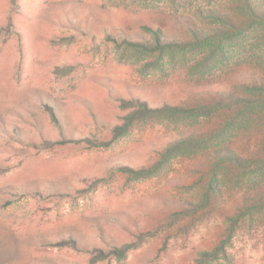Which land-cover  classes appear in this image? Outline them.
I'll use <instances>...</instances> for the list:
<instances>
[{
  "label": "rangeland",
  "instance_id": "374dc122",
  "mask_svg": "<svg viewBox=\"0 0 264 264\" xmlns=\"http://www.w3.org/2000/svg\"><path fill=\"white\" fill-rule=\"evenodd\" d=\"M14 1L0 0V264H197L224 233L219 218L173 215L201 193L197 162L143 171L173 127L111 129L123 100L194 106L224 87L200 66L206 33L225 30L210 11L235 1ZM157 34L177 44L161 59L140 46ZM231 254L264 264V232H237Z\"/></svg>",
  "mask_w": 264,
  "mask_h": 264
},
{
  "label": "trees",
  "instance_id": "16d2710c",
  "mask_svg": "<svg viewBox=\"0 0 264 264\" xmlns=\"http://www.w3.org/2000/svg\"><path fill=\"white\" fill-rule=\"evenodd\" d=\"M234 1L233 13L210 11V18L225 30L206 33L204 43L211 52L200 66L206 69V78H200L206 86L219 78L224 87L194 106L152 108L146 101L136 100L134 106L123 100L124 122L111 129L116 139L140 120H161L173 127L175 136L156 163L143 171L160 174L175 160L197 162L195 189L201 193L176 202L182 209L173 215L216 217L224 224L218 243L201 251L197 264L217 260L234 264L231 251L237 232H264V0ZM13 5L12 9L19 7L17 0ZM192 32L196 38L201 36L200 31ZM225 43L230 51H225ZM140 46L161 59L177 44L157 34L154 41ZM222 59L228 60L227 71L216 76L215 67L225 63Z\"/></svg>",
  "mask_w": 264,
  "mask_h": 264
}]
</instances>
